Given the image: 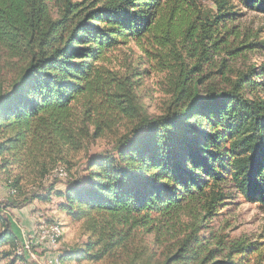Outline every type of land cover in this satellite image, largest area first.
<instances>
[{"label": "trees", "instance_id": "16d2710c", "mask_svg": "<svg viewBox=\"0 0 264 264\" xmlns=\"http://www.w3.org/2000/svg\"><path fill=\"white\" fill-rule=\"evenodd\" d=\"M238 7L264 14V0H0V71L11 74L0 93V170L13 191L4 207L53 191L89 234L79 261L102 260L134 232L162 250L134 248L124 264H238L257 251L261 242L211 247L200 235L229 190L264 204V98L250 95L264 64L225 69L241 47ZM153 92L164 96L156 113ZM100 139L109 148L64 189L13 201V166L44 177L46 160L64 167L65 153ZM4 207L0 264H11L18 237Z\"/></svg>", "mask_w": 264, "mask_h": 264}, {"label": "rangeland", "instance_id": "374dc122", "mask_svg": "<svg viewBox=\"0 0 264 264\" xmlns=\"http://www.w3.org/2000/svg\"><path fill=\"white\" fill-rule=\"evenodd\" d=\"M237 11L239 14L233 25L238 38L233 45L241 47L228 56L224 55L227 57L226 74L231 76L235 72L245 71L249 66L264 64V14L242 7H238ZM10 79V73L5 74L0 71V93L8 88ZM256 80L263 81L264 76ZM149 83L150 80H145V85ZM150 94L151 98H146L145 102L148 104L151 113L159 112L164 96L158 92ZM250 95L264 98V84L258 85ZM108 148V142L100 139L90 142L87 151L81 149L78 152L65 153L61 163L67 168L65 171H67L68 177L64 179L51 175L54 168L63 166L57 165L50 168L52 164L48 160L46 163L49 173L44 177L36 176V172L29 171L30 169L23 172L13 166L11 170L13 175L17 173L22 175V180L17 187L18 192L13 195V201L21 202L24 197L34 193L46 195L49 187L64 189L70 178L77 176L80 170L81 173H84L83 169L85 170L88 155L100 153ZM10 190L7 172L0 170L1 207H4V203L7 201L12 200ZM53 193V191L49 193L51 198L47 202L35 198L24 206L4 207V214L9 217L12 228L14 224L23 231L21 237L16 233L18 245L13 258H10L13 259L11 264H60V255L64 258L61 264H124L132 257L134 248L144 249V255L155 256L162 250V247L155 248L152 244L150 246L151 234L144 236L141 232H134L130 235L126 246L115 248L111 255L105 256L102 260L92 262L82 259L79 261L77 259L78 254L84 251L89 234L84 229L83 220H74L66 212L57 209V203L62 199L54 196ZM228 195L229 198L225 200V204L218 210L217 215L206 219L203 228L200 230V235L206 237L205 241L209 242L211 247H214L215 239L224 243L228 241L261 242L256 245L257 251L240 255L234 259L238 264H264V204L257 201H247L234 190H229ZM56 222L60 226L61 235L58 238V243L51 247L37 233L39 226H45L49 223L53 225ZM69 256L70 258L66 259ZM219 257V259L224 258V256Z\"/></svg>", "mask_w": 264, "mask_h": 264}, {"label": "bare ground", "instance_id": "6f19581e", "mask_svg": "<svg viewBox=\"0 0 264 264\" xmlns=\"http://www.w3.org/2000/svg\"><path fill=\"white\" fill-rule=\"evenodd\" d=\"M51 173H52L51 175L54 177H58L60 175L62 178H65L67 175V172L63 167H56L53 169ZM10 192L13 193L12 191ZM51 226L54 229H48V237L50 240H46V243H48L52 247L55 245V241H58V238L61 235V231H60V226L57 223H54Z\"/></svg>", "mask_w": 264, "mask_h": 264}, {"label": "built area", "instance_id": "2783aa9c", "mask_svg": "<svg viewBox=\"0 0 264 264\" xmlns=\"http://www.w3.org/2000/svg\"><path fill=\"white\" fill-rule=\"evenodd\" d=\"M57 178H61L62 179V177L59 175ZM10 191H12V190H10ZM13 192V191H12ZM48 229H54V228H52V226H51V223H49V224H45V226H43V225H41V226H39V231H38V235H39V237L41 238V239H43V240H50L49 239V237H48ZM58 242L57 241H55V245L57 244Z\"/></svg>", "mask_w": 264, "mask_h": 264}, {"label": "crops", "instance_id": "0c3cea01", "mask_svg": "<svg viewBox=\"0 0 264 264\" xmlns=\"http://www.w3.org/2000/svg\"><path fill=\"white\" fill-rule=\"evenodd\" d=\"M25 222H26V224H28L27 221H25ZM13 230L15 231V233L18 234V236H20L21 233H23V231L20 229V227H18V226H14V224H13ZM20 237H21V236H20Z\"/></svg>", "mask_w": 264, "mask_h": 264}]
</instances>
